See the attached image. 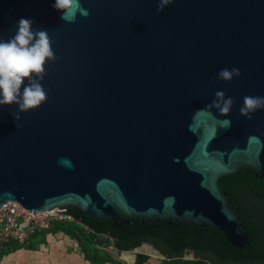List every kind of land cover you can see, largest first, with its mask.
Masks as SVG:
<instances>
[{
	"label": "water",
	"instance_id": "95a60500",
	"mask_svg": "<svg viewBox=\"0 0 264 264\" xmlns=\"http://www.w3.org/2000/svg\"><path fill=\"white\" fill-rule=\"evenodd\" d=\"M54 2L0 0V39L30 19L57 57L44 66L45 103L19 121L18 105H0V210L168 220L244 250L250 235L219 180L245 168L264 178V109L239 112L243 97H264V0H171L163 11L160 0H81L90 15L74 23ZM223 68L242 75L219 80ZM217 90L235 101L229 116L202 111ZM144 245L172 260L151 243L120 252L136 262L151 257Z\"/></svg>",
	"mask_w": 264,
	"mask_h": 264
},
{
	"label": "trees",
	"instance_id": "16d2710c",
	"mask_svg": "<svg viewBox=\"0 0 264 264\" xmlns=\"http://www.w3.org/2000/svg\"><path fill=\"white\" fill-rule=\"evenodd\" d=\"M219 188L226 193L227 199L239 213L244 224V231L250 235L251 244L244 250L235 249L223 234L211 229L193 225L170 224L163 220L160 224L135 221L129 225L117 226L111 221H97L68 210L67 215L76 221L65 220L54 222L49 230L33 235L28 244L12 242L0 249V256L14 250H35V242L48 234L64 232L83 248L85 258L93 264H104L91 253L89 245H101L103 240L114 243L119 251H128L143 243H151L172 261L163 264H264V178L257 176L256 171L245 168L242 172L222 177ZM186 250H193L199 261H185L182 257ZM148 256L139 255L137 264H145Z\"/></svg>",
	"mask_w": 264,
	"mask_h": 264
},
{
	"label": "clouds",
	"instance_id": "9594fccd",
	"mask_svg": "<svg viewBox=\"0 0 264 264\" xmlns=\"http://www.w3.org/2000/svg\"><path fill=\"white\" fill-rule=\"evenodd\" d=\"M171 0H160L158 11L163 9ZM53 8L62 13L61 19L66 23H74L77 16L87 18L90 15L84 8L81 0H55ZM33 21L21 18L18 21V30L8 40L0 39V105H18L17 111L11 113L16 121L20 120V113L28 112L40 107L47 100V92L42 86L45 76V64L55 62L57 57L52 49V41L47 30L32 29ZM242 75L238 68H223L217 74V79L232 81ZM25 79L28 84L21 86ZM214 99L202 111L211 115L215 109L221 116H229L235 103L232 97L225 92L217 90ZM264 109V97L245 96L239 112L241 116L252 119V113ZM225 127L230 126V120L219 121ZM61 164H69L66 158H61Z\"/></svg>",
	"mask_w": 264,
	"mask_h": 264
},
{
	"label": "rangeland",
	"instance_id": "374dc122",
	"mask_svg": "<svg viewBox=\"0 0 264 264\" xmlns=\"http://www.w3.org/2000/svg\"><path fill=\"white\" fill-rule=\"evenodd\" d=\"M101 245H89L91 253L99 258L104 264H128L123 260V254L114 243L103 240ZM124 253V252H123ZM134 253V252H133ZM144 255V254H141ZM135 257V256H134ZM145 264H163L167 259L152 258L148 256ZM185 261H199L196 256L185 254ZM172 261V260H169ZM136 262L133 264H137ZM0 264H93L85 258L83 248L76 240L64 232L48 234L35 242V250H14L0 256Z\"/></svg>",
	"mask_w": 264,
	"mask_h": 264
},
{
	"label": "built area",
	"instance_id": "2783aa9c",
	"mask_svg": "<svg viewBox=\"0 0 264 264\" xmlns=\"http://www.w3.org/2000/svg\"><path fill=\"white\" fill-rule=\"evenodd\" d=\"M71 220L67 211L31 213L18 203H8L0 210V249L17 242L28 244L33 235L49 230L54 222Z\"/></svg>",
	"mask_w": 264,
	"mask_h": 264
},
{
	"label": "bare ground",
	"instance_id": "6f19581e",
	"mask_svg": "<svg viewBox=\"0 0 264 264\" xmlns=\"http://www.w3.org/2000/svg\"><path fill=\"white\" fill-rule=\"evenodd\" d=\"M140 253H146L149 254L152 258H157V254L154 253V251L151 250L150 247H148L147 245L142 246L141 248H139L137 250ZM123 254V260H125L128 264H133L135 261V257L133 252H124Z\"/></svg>",
	"mask_w": 264,
	"mask_h": 264
}]
</instances>
